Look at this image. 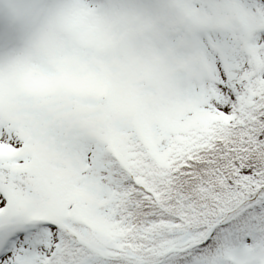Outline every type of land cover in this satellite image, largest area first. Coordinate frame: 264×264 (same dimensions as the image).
Instances as JSON below:
<instances>
[{"label": "snow or ice", "instance_id": "1", "mask_svg": "<svg viewBox=\"0 0 264 264\" xmlns=\"http://www.w3.org/2000/svg\"><path fill=\"white\" fill-rule=\"evenodd\" d=\"M0 264H264V0H0Z\"/></svg>", "mask_w": 264, "mask_h": 264}]
</instances>
